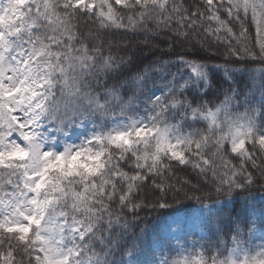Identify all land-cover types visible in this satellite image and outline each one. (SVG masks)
I'll return each instance as SVG.
<instances>
[{
  "label": "snow or ice",
  "instance_id": "obj_1",
  "mask_svg": "<svg viewBox=\"0 0 264 264\" xmlns=\"http://www.w3.org/2000/svg\"><path fill=\"white\" fill-rule=\"evenodd\" d=\"M254 189L264 0H0V264H264Z\"/></svg>",
  "mask_w": 264,
  "mask_h": 264
},
{
  "label": "trees",
  "instance_id": "obj_2",
  "mask_svg": "<svg viewBox=\"0 0 264 264\" xmlns=\"http://www.w3.org/2000/svg\"><path fill=\"white\" fill-rule=\"evenodd\" d=\"M114 39L116 41H130L133 46L134 49L135 47H139L142 49V52H137V56L140 58V60H143L144 63H149L151 59H155V57L152 56V54L148 51L147 48H144L143 45H137V37H133L131 34H125V33H117L114 37ZM160 39H163V37H161ZM161 48H166L167 45L161 43ZM181 51H187V52H194L195 49L191 48V47H186L183 49H180ZM203 54V53H202ZM167 58V57H165ZM213 63H223L222 60H213ZM79 131V130H77ZM177 176L178 178L184 179H191L193 181V183H195V174L192 172L191 169H188L186 171H178L177 172ZM253 196L255 198V202L257 203V205H259L260 203H264V192H259L256 189L253 190ZM194 206L193 202L190 201H182V202H178L176 204L173 205V207L171 209H167V210H160L158 213L157 212H144L141 213L142 216H147L149 218V223H153V222H157V217H159V222H163L164 218L168 216V214L173 213L177 210H187L190 209Z\"/></svg>",
  "mask_w": 264,
  "mask_h": 264
},
{
  "label": "rangeland",
  "instance_id": "obj_3",
  "mask_svg": "<svg viewBox=\"0 0 264 264\" xmlns=\"http://www.w3.org/2000/svg\"><path fill=\"white\" fill-rule=\"evenodd\" d=\"M176 214H178V215H184L185 213H183L182 211H180V212H176ZM257 243L259 242V241H256Z\"/></svg>",
  "mask_w": 264,
  "mask_h": 264
}]
</instances>
